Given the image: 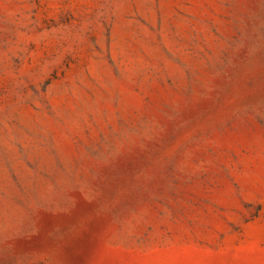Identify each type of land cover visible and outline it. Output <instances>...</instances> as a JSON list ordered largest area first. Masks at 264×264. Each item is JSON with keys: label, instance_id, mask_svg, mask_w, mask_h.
Instances as JSON below:
<instances>
[{"label": "rangeland", "instance_id": "obj_1", "mask_svg": "<svg viewBox=\"0 0 264 264\" xmlns=\"http://www.w3.org/2000/svg\"><path fill=\"white\" fill-rule=\"evenodd\" d=\"M0 264H264V0H0Z\"/></svg>", "mask_w": 264, "mask_h": 264}]
</instances>
